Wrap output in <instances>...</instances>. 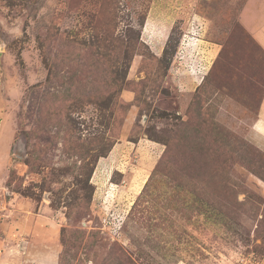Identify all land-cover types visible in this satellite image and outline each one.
Segmentation results:
<instances>
[{"label": "rangeland", "instance_id": "obj_1", "mask_svg": "<svg viewBox=\"0 0 264 264\" xmlns=\"http://www.w3.org/2000/svg\"><path fill=\"white\" fill-rule=\"evenodd\" d=\"M244 1L0 0V264H264Z\"/></svg>", "mask_w": 264, "mask_h": 264}, {"label": "crops", "instance_id": "obj_2", "mask_svg": "<svg viewBox=\"0 0 264 264\" xmlns=\"http://www.w3.org/2000/svg\"><path fill=\"white\" fill-rule=\"evenodd\" d=\"M189 1L182 0L183 4L189 3ZM155 10H158V6H155ZM237 19L259 45L264 47V0H245L237 14ZM150 23L152 20H149L148 24L150 25ZM161 31L167 34L168 29L163 26Z\"/></svg>", "mask_w": 264, "mask_h": 264}]
</instances>
